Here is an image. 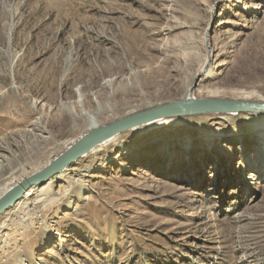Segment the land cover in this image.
I'll return each mask as SVG.
<instances>
[{
    "label": "rangeland",
    "instance_id": "1",
    "mask_svg": "<svg viewBox=\"0 0 264 264\" xmlns=\"http://www.w3.org/2000/svg\"><path fill=\"white\" fill-rule=\"evenodd\" d=\"M205 57L195 98L264 99V0H0V197L93 114L102 126L179 100ZM202 117L122 134L68 183L54 177L49 200L15 203L0 264H264V175L247 178L238 150L254 143ZM217 128L211 151L182 149L184 134Z\"/></svg>",
    "mask_w": 264,
    "mask_h": 264
},
{
    "label": "bare ground",
    "instance_id": "2",
    "mask_svg": "<svg viewBox=\"0 0 264 264\" xmlns=\"http://www.w3.org/2000/svg\"><path fill=\"white\" fill-rule=\"evenodd\" d=\"M206 63H207V59L205 57L201 66L198 69V72L195 73V75H193L188 87L186 88L185 95L183 97H181L180 99H184L187 96H189V95H187V93L191 90L194 80H196L198 74L202 72ZM206 75L210 76V72H207ZM192 93H193V95H191V96L193 98H195V95H194L195 89H193ZM208 96H211V95H208ZM239 96H241L242 98H239L237 100L264 103V99L262 97H260V95H255L254 93L242 92L241 94H239ZM207 98H212V97H207ZM148 105H151V104H147V106ZM140 107L141 106H135L134 108L131 109V111H128L127 113H131L133 111L135 112L136 110H139ZM127 113L125 115H127ZM99 114H100V111L93 114L92 117H90L88 120H86V122H87V126L85 128L86 132L94 129L95 127H99L101 125V122L98 120ZM197 119L199 120L198 123L204 122V121L205 122L209 121L210 125H213V126H215L217 124L223 125L224 122L228 123V127L231 128V131H233L234 139H232V141H231V143L233 145H239V144L245 145L248 143H252V144L254 143L255 147L252 150L251 154L246 153L245 148H243V147L239 148L238 147V150L240 149L239 151L242 152V155L240 157L243 156L242 160H241V165H242V168H244V175L245 176L249 175V176H247V178H250V179L256 178L257 179V177H260V179H261V177H263V175H264V136H262V138L255 145V141H256L255 137L257 135L253 136L251 133L259 132V131L261 132L263 129L262 134H264V112H257L256 111V112H249V113H230V114H225V113L220 114L219 113V114H210V115L208 114V115H204V117H202V118H197ZM181 122L182 121L179 120L178 118L160 119V120H156V121L150 122L148 124H145V125H142V126H139L136 128H132V129L127 130L123 133L112 136L111 138H109L105 142L94 147L87 154L94 153L96 151H99L101 149H104V148H107L110 146H115L116 144L119 145V143L123 137L122 134L136 133V134L140 135V134H145V133H156V132L163 130L166 127H170L171 129H174ZM242 125L246 126V130H243L240 128ZM250 134L252 135V137ZM260 134H259V136H260ZM224 136H225L224 132L219 130L218 128L213 129V130L210 129L208 131L206 130L205 132L197 134L193 137L184 134L182 136V138L180 139L181 147L184 150L200 148V149H205L206 151H211L212 147H213L212 142L214 140H220ZM252 139H254V140H252ZM248 140L250 142H248ZM70 143L73 144V140H70V142L67 143L65 145V147ZM222 148L225 151L230 150V148H228L226 146H224ZM256 156L260 157V159L258 160V162H256L257 165L255 167H253L252 165L254 164L255 160H257ZM83 157H85V156H83ZM66 170H64V171H66ZM84 171L86 173L84 172L85 174H83L81 176H86V174L89 172V170L87 168ZM63 172H61L59 177L58 176L57 177L59 179L63 178V177L66 178L67 179L66 183H68L70 178H68L67 175H65ZM19 180H20V178H18L17 181H19ZM17 181L13 182V184L16 183ZM56 192L57 191L53 190V181L52 180L47 182L42 187H39L37 189L36 188L31 189L30 191L25 193V195L21 199L22 201L23 200L25 201L26 206L22 207V209H19V211H17V212H21L23 209H25L28 206L33 207V206L37 205L38 203H44L45 201L49 200L50 197L55 196L57 194ZM9 224H10L9 221H5L3 226H7ZM3 226H0V229H2Z\"/></svg>",
    "mask_w": 264,
    "mask_h": 264
},
{
    "label": "water",
    "instance_id": "3",
    "mask_svg": "<svg viewBox=\"0 0 264 264\" xmlns=\"http://www.w3.org/2000/svg\"><path fill=\"white\" fill-rule=\"evenodd\" d=\"M193 89L192 87L187 93L189 96L184 99L151 106L88 131L43 168L20 180L2 194L0 197V216L20 201L25 193L33 188L42 187L61 172L71 167L73 163L85 156L94 147L114 135L160 119H175L219 113L264 112V103L237 99L193 98L191 96L193 95Z\"/></svg>",
    "mask_w": 264,
    "mask_h": 264
}]
</instances>
